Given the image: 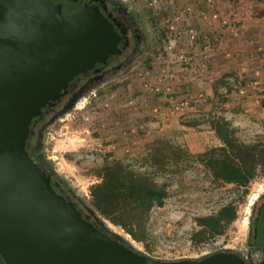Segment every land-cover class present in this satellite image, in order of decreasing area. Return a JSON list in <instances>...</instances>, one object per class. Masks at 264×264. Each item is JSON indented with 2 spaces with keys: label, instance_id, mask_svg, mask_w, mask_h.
<instances>
[{
  "label": "water",
  "instance_id": "water-1",
  "mask_svg": "<svg viewBox=\"0 0 264 264\" xmlns=\"http://www.w3.org/2000/svg\"><path fill=\"white\" fill-rule=\"evenodd\" d=\"M120 38L94 6L68 17L51 0H0V258L3 264H264L234 251L156 259L125 245L91 210L57 190L27 153L31 121L74 75L118 52ZM81 97H72L58 115ZM52 119L50 118L49 121Z\"/></svg>",
  "mask_w": 264,
  "mask_h": 264
},
{
  "label": "rangeland",
  "instance_id": "rangeland-1",
  "mask_svg": "<svg viewBox=\"0 0 264 264\" xmlns=\"http://www.w3.org/2000/svg\"><path fill=\"white\" fill-rule=\"evenodd\" d=\"M126 1L136 11L140 21L143 23L145 37L147 44H149L147 52L137 58L129 71L89 87L81 95L86 100L81 102V97L75 103L76 105L83 106L79 108L74 106V104L63 114L58 115L53 122L47 124L43 133L42 146L47 159L53 162L55 171L61 177L75 187L78 193L85 196H87V186L94 181V178L85 176L82 172L83 169L99 163L106 153L131 162L133 155L142 149L145 143L143 142L139 146L132 145L130 148L127 147V150H124L121 147L117 148L120 145L118 144L120 139L114 138V140H110L112 135L117 134V131L121 130V126H118L119 128L116 127L117 122H122L121 116L118 115L119 112L114 110L116 106H122L124 103L129 107L133 105V107L138 108L139 112L145 114L149 126L154 125L156 122V117L153 116L154 112H152L151 106L157 103L154 102L153 96L149 97L148 94H145V90L140 86L141 83H139L140 78L137 77L140 76L144 68H150L154 62L162 57L163 43L171 35L167 29V17L173 18L174 15L179 14V27L182 29L192 27L190 25H180L183 21V15L179 13V10L184 6L192 7L191 3L190 5L181 6V8L175 0L171 1V4H168L165 0H158L157 6L152 8L150 0ZM173 4L177 8V14L175 13L176 10L172 12ZM188 12H191V9ZM209 15L207 16L209 21H213V24L217 25L220 19L218 18L217 21H214ZM254 48H256L259 55L264 54L262 52L263 44L261 46L256 45ZM259 77H252L248 82L240 83L239 86H236V93L242 97L243 95L250 94L249 88H259ZM230 85L231 89L235 88L232 84ZM221 89L223 90L224 88ZM262 97L255 98L258 100L255 103L258 104L257 107L259 109L251 111L253 116L241 113L237 122L238 125H241V128H237V126L232 124L236 128L235 133L239 137L264 136V123L257 118L261 114L264 116V97ZM214 102V100L211 101V97L204 94V100L196 102L193 108L183 116L201 117L208 114L214 115L219 112L222 115H226L228 117L227 120H229L230 116L235 115H230L228 111L223 113L225 109L221 110ZM160 107L162 108L161 104ZM165 116L173 118L170 114ZM140 117L142 118V116ZM174 117L176 118V115ZM112 120L114 121L111 122ZM154 127L153 129L156 130ZM185 131H189L190 133L188 145L191 151L200 152L206 145H216L219 143L216 127L212 121L201 123L193 128L189 127ZM126 140L130 142L134 141V139ZM109 144H112V148H109ZM133 146H136L137 150H131ZM163 179L168 182L169 195L161 207L154 208L151 212V231L153 235L151 251H146L142 244L132 241L128 234H125L120 228L104 220L105 223L109 226L110 231L118 233L127 239L135 250L156 259L197 258L205 255L200 253L198 246H191L189 242V233L195 227L194 217L215 209L222 199L234 194V189L230 185H212L209 182V176H205L203 168L199 165L194 168H188L180 174L165 175ZM263 191L264 177H260L249 184L243 201L237 207L236 218L229 225L228 229L219 235L223 238V243L230 248L228 250L242 251L246 249L245 236L248 222L253 217V210L251 208L258 195ZM256 206L254 204V211ZM245 217L246 220L244 219Z\"/></svg>",
  "mask_w": 264,
  "mask_h": 264
},
{
  "label": "trees",
  "instance_id": "trees-1",
  "mask_svg": "<svg viewBox=\"0 0 264 264\" xmlns=\"http://www.w3.org/2000/svg\"><path fill=\"white\" fill-rule=\"evenodd\" d=\"M250 1L254 3V14L264 15V0ZM231 74H220L210 85L211 100L221 110L224 94L231 90L227 80ZM208 121L215 124L219 143L206 145L200 152L191 151L188 141L182 136L185 130L179 126L193 128ZM142 122L146 124V119ZM170 127L148 138L131 162L106 153L99 163L83 169L85 176L94 178L87 186V196L78 193L55 171L53 162L43 151L42 140L34 143L27 153L61 181L58 190L70 195L77 207L83 211L91 210L98 220L120 228L132 241L142 244L146 251L152 250L151 212L161 207L169 195L168 182L163 177L201 166L212 185H230L234 194L222 199L210 212L194 217L195 227L189 233V242L197 247L228 229L237 216V207L243 201L249 184L264 177V136L239 137L235 133L236 128L219 112L201 117L176 116V125ZM254 204L257 205L255 211ZM254 204L251 208L253 216L259 217L264 213V191ZM120 237L125 245L132 247L127 239ZM0 264H3L1 258Z\"/></svg>",
  "mask_w": 264,
  "mask_h": 264
},
{
  "label": "crops",
  "instance_id": "crops-1",
  "mask_svg": "<svg viewBox=\"0 0 264 264\" xmlns=\"http://www.w3.org/2000/svg\"><path fill=\"white\" fill-rule=\"evenodd\" d=\"M165 1L171 4L173 0ZM175 1H177L180 7L190 5V3L193 5L191 12H188L185 6L179 10V13L183 15V21L180 25H190L196 31L205 33L209 37L211 36V44L214 42L213 46H210V49L206 52V67L204 71L195 72L188 68L184 70L177 69L179 84L177 87L175 86L176 91L182 92L184 90L186 93H191V91L198 90L202 91L208 97H211L210 85L214 79L222 73H232L227 77V80L229 81V85L232 84L235 88L224 94L225 101L221 104V107L225 109L223 113L228 111L230 115L235 114L234 116H230L229 120L237 128H241V125L237 123L241 113L244 115L247 113L253 116L251 111H256L258 108V104L255 103L258 100L255 98L264 97V54L259 55L256 48H254L256 45L261 46L263 44L262 52L264 53V15L257 16L254 14V3L250 0L247 2L243 0ZM256 4L258 5V3ZM172 6L173 12L177 8L174 4ZM211 12L218 14L220 21L217 22V25H214L213 21H209L207 18ZM175 13L177 14V10ZM258 76H260L259 88H249L250 94L243 95L242 97L236 93V86H239L240 83L248 82L252 77ZM139 83L142 82L140 81ZM153 100L160 106L162 102L161 95L154 94ZM114 110L119 112L118 115L121 116L122 121L121 123L117 122L116 125V127L121 126V130H118L117 134L112 135V138H110V140H114V138L120 139L119 142L117 141L120 144L117 148L121 147L125 149L127 147L130 148L132 145H142L152 135L176 125V118L174 116L173 118L171 116L165 118L158 114L153 115L156 117L154 125L149 126L147 120L146 124H144L142 120L146 119L145 114L139 112L136 107H129L126 103L119 107L116 106ZM223 116L226 119L228 118L224 114ZM257 118L264 123L263 114ZM179 128L188 130L183 125H180ZM189 135V131H185L182 135L186 142L188 141ZM126 139H134V141L130 142ZM111 146L112 144H109V148H112ZM136 146H133L131 150H135L137 148Z\"/></svg>",
  "mask_w": 264,
  "mask_h": 264
},
{
  "label": "flooded vegetation",
  "instance_id": "flooded-vegetation-1",
  "mask_svg": "<svg viewBox=\"0 0 264 264\" xmlns=\"http://www.w3.org/2000/svg\"><path fill=\"white\" fill-rule=\"evenodd\" d=\"M59 3L60 13L68 17L77 11L80 5L94 6L106 19L113 29L118 33L120 42L118 52L112 53L105 63H97L85 72L74 75L72 86L67 88V93L54 106L44 109L41 116L35 117L31 121L33 134L28 140L27 150H31L34 143H40L47 124L53 122L58 117L60 110L72 97L82 95L92 85L112 78L118 74L125 73L133 67L137 58L147 52L148 45L145 37V28L140 21L136 11L131 8L126 0H51ZM52 119L49 121V119ZM41 167V166H40ZM44 169V168H43ZM45 170V169H44ZM47 171V170H45ZM55 187L59 189L61 181L56 178ZM246 249L234 251L243 256L245 252L257 251L260 255L259 261L264 252V213L259 217H251L245 236ZM221 251V250H216ZM214 252V251H213ZM254 263L252 259H247ZM256 261V262H257Z\"/></svg>",
  "mask_w": 264,
  "mask_h": 264
},
{
  "label": "built area",
  "instance_id": "built-area-1",
  "mask_svg": "<svg viewBox=\"0 0 264 264\" xmlns=\"http://www.w3.org/2000/svg\"><path fill=\"white\" fill-rule=\"evenodd\" d=\"M150 4L152 8H155L158 0H150ZM185 8L187 11L191 9V7ZM209 17L217 21L218 14L212 12ZM166 22L167 29L171 35L163 43L162 57L154 62L150 68H144L137 78H140L139 80L142 82L141 86L149 97H152L156 93L161 95L162 108L158 104L151 106L154 114L162 115L163 117H166L165 115L167 114L183 116L193 108L196 102L204 100V94L198 90L191 93H186L184 90L182 92L176 91V87L179 84V75L176 71L179 68L181 70L188 68L195 72L204 71L206 67V52L210 49L211 39L207 34L198 32L192 27L180 28L178 15H174L173 18L167 17ZM81 100L83 102L86 98L82 97ZM145 102L147 103L146 99ZM130 103L132 104V102ZM74 106L81 108L83 105L75 104ZM124 150H127V148ZM244 219L246 220V217ZM198 249L201 254H208V252L210 253L214 250H228L230 248L223 243L221 236H215L201 242L198 245ZM243 257L257 261L260 255L257 251H249L245 252Z\"/></svg>",
  "mask_w": 264,
  "mask_h": 264
}]
</instances>
